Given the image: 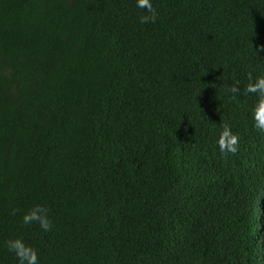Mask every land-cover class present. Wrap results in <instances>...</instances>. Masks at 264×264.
Instances as JSON below:
<instances>
[{"label":"trees","instance_id":"trees-1","mask_svg":"<svg viewBox=\"0 0 264 264\" xmlns=\"http://www.w3.org/2000/svg\"><path fill=\"white\" fill-rule=\"evenodd\" d=\"M153 6L141 24L136 0H0V264L18 236L40 264H264L244 93L264 75V0ZM38 203L50 232L22 223Z\"/></svg>","mask_w":264,"mask_h":264},{"label":"clouds","instance_id":"clouds-1","mask_svg":"<svg viewBox=\"0 0 264 264\" xmlns=\"http://www.w3.org/2000/svg\"><path fill=\"white\" fill-rule=\"evenodd\" d=\"M136 7L143 9L147 14L140 17L141 24H154L158 19V12L153 6V0H136ZM229 92L235 98L241 93L239 81L235 82ZM245 94H255L258 99L253 112V127L261 135H264V75L255 78L249 77V83L244 88ZM240 136L234 133L232 126L224 123L217 144L222 156L235 155L240 148ZM18 209H12L15 216ZM23 225L37 224L45 233L52 231L53 222L49 216V208L44 204H35L27 210L22 217ZM9 252L13 253L18 264H40L39 254L36 248L25 242L22 236L9 239L5 242Z\"/></svg>","mask_w":264,"mask_h":264}]
</instances>
